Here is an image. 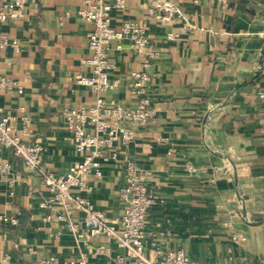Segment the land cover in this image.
Listing matches in <instances>:
<instances>
[{"label":"crops","instance_id":"crops-1","mask_svg":"<svg viewBox=\"0 0 264 264\" xmlns=\"http://www.w3.org/2000/svg\"><path fill=\"white\" fill-rule=\"evenodd\" d=\"M173 1L181 9L173 21L153 17L147 0L112 10L116 25L146 24L150 48L158 52L139 53L128 39L121 48L114 44L110 77L117 85L106 94L132 106V72L152 77L154 118L137 125L134 140L120 147L122 159L151 172L148 185L159 196L147 219V252L182 249L203 264H264V99L258 95L264 88V0ZM85 4L28 0L23 17L0 23V41H9L0 46V77L16 83L0 89V106L17 116L18 133L43 147L41 163L57 174L82 158L62 110L88 107L96 98L76 80L92 73L93 24L78 14ZM0 156L11 162L10 172L0 174V264H44L52 255L58 264H80L82 252L86 264H136L105 235L78 243L57 215L62 210L41 206L50 192L36 171L1 144ZM188 163L199 169L189 171ZM101 169L100 176L87 175V196L119 228L126 171L114 161ZM74 218L82 221L83 213L76 210ZM233 231L245 239L234 241ZM101 245L111 250L97 252Z\"/></svg>","mask_w":264,"mask_h":264},{"label":"built area","instance_id":"built-area-1","mask_svg":"<svg viewBox=\"0 0 264 264\" xmlns=\"http://www.w3.org/2000/svg\"><path fill=\"white\" fill-rule=\"evenodd\" d=\"M28 0H8L0 5V23L21 18L25 14ZM149 12L160 21H173L181 14V9L173 0H147ZM127 0H86L85 6L78 14L84 20L91 22L93 27L88 32L89 48L92 65L90 75L78 74L76 80L89 86L95 93L93 105L67 106L62 110V116L69 130V140L76 151L81 154V160L74 163L66 173L57 174L47 169L41 163L43 147L28 141L15 128L17 116L4 113L0 106V144L10 148L29 167L39 175L41 182L48 188L50 195L41 201L42 207L60 208L57 215L67 222L78 243L89 245L92 238L105 235L108 242L115 240L119 246L127 250L128 255L136 260V264H203L185 253L182 249L164 252L160 249L152 253L146 248V224L152 206L159 200V196L150 188L148 180L151 172L142 169L132 159H122L120 147L131 143L136 134L137 125H147L152 121L155 108L151 105L149 95L151 75L145 70L132 72L130 87L134 90L137 101L134 105L106 98V94L117 85L110 77L113 63L110 51L115 44L122 47L124 40H130L131 45L139 52L149 56H157L158 52L150 48V40L146 24H139L134 20H125L119 25L113 23L112 10L124 8ZM169 39L176 37L175 33L167 35ZM6 38L0 41V46L8 44ZM12 45L19 48V42ZM8 76L0 77V89L12 90L15 86ZM264 99V88L258 91ZM28 121L23 131H27ZM122 163L125 168V183L119 190V197L125 202V208L120 218V227L108 219L106 214L94 207L87 193L92 185L87 175L102 174L101 166L105 162ZM189 171L199 168L188 163ZM11 162L0 156V174L9 173ZM83 213V220L74 218L75 211ZM47 219L52 218L49 214ZM1 219L17 222L16 217L1 216ZM232 239L236 242L245 237L236 231L232 232ZM110 246H98L97 252H109ZM80 264H86L87 256L81 253ZM44 264H58L54 255L42 259ZM233 264V263H232ZM250 264V263H244Z\"/></svg>","mask_w":264,"mask_h":264},{"label":"water","instance_id":"water-1","mask_svg":"<svg viewBox=\"0 0 264 264\" xmlns=\"http://www.w3.org/2000/svg\"><path fill=\"white\" fill-rule=\"evenodd\" d=\"M246 220H248L249 222H254V223L259 221L258 219H250V218H247Z\"/></svg>","mask_w":264,"mask_h":264}]
</instances>
